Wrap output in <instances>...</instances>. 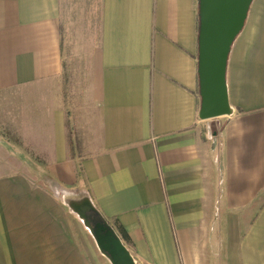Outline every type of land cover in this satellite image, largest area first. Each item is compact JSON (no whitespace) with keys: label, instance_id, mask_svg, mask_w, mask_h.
<instances>
[{"label":"crops","instance_id":"1","mask_svg":"<svg viewBox=\"0 0 264 264\" xmlns=\"http://www.w3.org/2000/svg\"><path fill=\"white\" fill-rule=\"evenodd\" d=\"M197 38V0H0V264H104L76 194L133 264H264V0L218 128Z\"/></svg>","mask_w":264,"mask_h":264},{"label":"water","instance_id":"2","mask_svg":"<svg viewBox=\"0 0 264 264\" xmlns=\"http://www.w3.org/2000/svg\"><path fill=\"white\" fill-rule=\"evenodd\" d=\"M197 2V72L200 97L198 118L210 120L231 116L233 109L229 105L226 86L227 59L233 42L243 29L252 0H197ZM122 249L128 257L123 258L122 262L133 264L129 253L123 247Z\"/></svg>","mask_w":264,"mask_h":264},{"label":"rangeland","instance_id":"3","mask_svg":"<svg viewBox=\"0 0 264 264\" xmlns=\"http://www.w3.org/2000/svg\"><path fill=\"white\" fill-rule=\"evenodd\" d=\"M226 118H217L210 122H216L215 124L218 128ZM6 135L5 137L8 139L9 136ZM80 197V194H76V196L73 195L66 200L71 221L79 224L80 228L83 229V232L86 233L88 239L92 242L97 256L104 261V264H113V262L116 264H124L122 262L123 258L126 259L128 257L125 256L122 247L127 252L128 250L121 242L115 227L104 220L98 213L87 209L83 205V200ZM118 239L120 242H118Z\"/></svg>","mask_w":264,"mask_h":264},{"label":"trees","instance_id":"4","mask_svg":"<svg viewBox=\"0 0 264 264\" xmlns=\"http://www.w3.org/2000/svg\"><path fill=\"white\" fill-rule=\"evenodd\" d=\"M79 171H80V169H79ZM115 226H116L117 232L119 233V235L121 237V240L128 243L129 237H128L127 233L125 232V230L121 226H119L116 222H115Z\"/></svg>","mask_w":264,"mask_h":264}]
</instances>
